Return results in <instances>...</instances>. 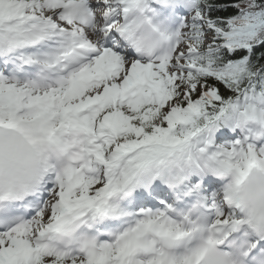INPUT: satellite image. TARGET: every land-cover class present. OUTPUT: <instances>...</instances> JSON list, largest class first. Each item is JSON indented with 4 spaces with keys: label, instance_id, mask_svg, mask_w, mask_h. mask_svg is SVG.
<instances>
[{
    "label": "snow or ice",
    "instance_id": "1",
    "mask_svg": "<svg viewBox=\"0 0 264 264\" xmlns=\"http://www.w3.org/2000/svg\"><path fill=\"white\" fill-rule=\"evenodd\" d=\"M0 264H264V0H0Z\"/></svg>",
    "mask_w": 264,
    "mask_h": 264
}]
</instances>
